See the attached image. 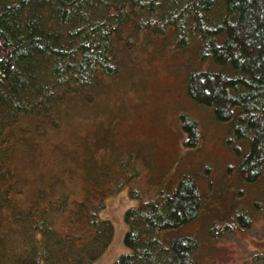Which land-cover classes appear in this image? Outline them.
Instances as JSON below:
<instances>
[{"label":"trees","instance_id":"16d2710c","mask_svg":"<svg viewBox=\"0 0 264 264\" xmlns=\"http://www.w3.org/2000/svg\"><path fill=\"white\" fill-rule=\"evenodd\" d=\"M152 38L195 59L185 88L226 123L236 158L227 168L244 185L264 177V0H0V264H92L114 236L100 214L105 198L126 185L138 198L125 211L131 251L112 264H202L205 241L189 230L206 197L195 171L156 181L145 196L139 151L134 158L120 150L107 163L61 157L44 174L38 154L27 159L60 130L63 105L94 101ZM180 121L184 145L197 147L198 119L185 112ZM259 193L251 203L257 216L234 201L208 235L264 220Z\"/></svg>","mask_w":264,"mask_h":264},{"label":"rangeland","instance_id":"374dc122","mask_svg":"<svg viewBox=\"0 0 264 264\" xmlns=\"http://www.w3.org/2000/svg\"><path fill=\"white\" fill-rule=\"evenodd\" d=\"M147 41L136 47L137 54L124 60L119 75L106 80L94 101L72 100L61 107L64 117L60 130L41 139L34 154L27 156L28 161L38 154L39 169L44 174L60 166L61 157L71 163L84 156L87 162L107 158V163L120 150L125 155L133 151L134 158L139 151L144 154L139 153L137 159L142 171L139 184L145 196L153 192L156 181L175 180L185 170L195 171L206 197L189 230L205 241L202 264H264V259L253 258L254 252H264L262 218L250 228L217 239L208 235L211 224L224 219V211L234 201L237 207L245 205L257 216L251 203L263 197L259 189L264 188V177L251 186L244 185L237 173L227 168L236 158L226 143V123H219L210 109L197 106L185 88L187 72L196 64L195 59H187L183 52L158 38ZM185 112L198 119L201 142L197 147L184 145L180 115ZM24 171L31 172L27 163ZM242 185L239 199L235 194ZM137 201L127 185L106 196L100 214L112 221L114 236L92 264H112L131 251L124 242L128 228L125 211ZM188 226L183 227L185 232Z\"/></svg>","mask_w":264,"mask_h":264}]
</instances>
